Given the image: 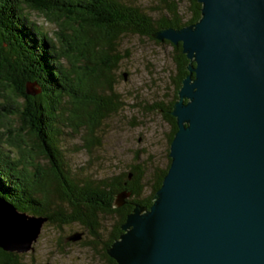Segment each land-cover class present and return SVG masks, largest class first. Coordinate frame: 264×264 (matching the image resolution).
<instances>
[{"label":"water","instance_id":"obj_1","mask_svg":"<svg viewBox=\"0 0 264 264\" xmlns=\"http://www.w3.org/2000/svg\"><path fill=\"white\" fill-rule=\"evenodd\" d=\"M197 1L196 21L152 33L181 44L187 73L168 168L106 248L113 264H264V0ZM12 213L0 247L23 251L46 218Z\"/></svg>","mask_w":264,"mask_h":264},{"label":"trees","instance_id":"obj_2","mask_svg":"<svg viewBox=\"0 0 264 264\" xmlns=\"http://www.w3.org/2000/svg\"><path fill=\"white\" fill-rule=\"evenodd\" d=\"M200 6L197 0H188V16L184 18L178 0H162L157 17L126 0H0V119L8 122L18 118L17 126L7 124V140L28 158L44 159L48 165L31 172L20 159L0 149V200L18 212L45 217L55 224L76 221L92 236H97L101 228L99 216L114 217L103 247L105 258L113 264L106 248L118 238L133 204L148 207L152 203L169 165L168 152L163 166L145 159L150 165L147 168L144 161H136V153L126 171L83 181L74 178L70 163L63 160L59 124L70 125L67 127L72 133L84 126L88 135L85 139L92 141L100 117L122 103L114 92L110 73L125 55L112 53L114 40L128 33L153 39L157 29L196 21ZM151 11L156 12L155 6ZM31 12L53 23L54 31L50 33L30 19ZM172 46L177 68L174 92L168 102L153 105L164 112L169 123L168 148L177 128L170 110L188 64L181 44ZM88 54L92 58L85 61L94 62V70L73 68ZM62 58L70 60V68ZM96 87L102 88L103 95ZM123 191L128 197L115 206L116 195ZM53 194L60 201L54 210ZM23 256L0 247V264H31Z\"/></svg>","mask_w":264,"mask_h":264},{"label":"rangeland","instance_id":"obj_3","mask_svg":"<svg viewBox=\"0 0 264 264\" xmlns=\"http://www.w3.org/2000/svg\"><path fill=\"white\" fill-rule=\"evenodd\" d=\"M126 1L141 5L154 17L158 16L157 10L162 3V0ZM178 1L179 10L186 18L188 0ZM154 6L156 12L153 13L151 9ZM29 15L30 19L39 23L48 32L54 31L55 25L42 15L35 12ZM113 45L115 47L113 54L125 55L110 73L114 92L122 103L106 117H100L94 128L92 141L91 138L85 139L88 135L84 126L76 133H72L68 128L70 125L59 124L62 129L59 146L62 147L60 151L63 160L70 163L74 178L83 181L126 171L136 153L138 154L136 161L139 163L144 161L147 168L150 165L145 159L157 166H163L167 161L166 152L169 148L166 136L169 123L161 115V110L153 105L168 102L174 92V79L177 74L174 62L175 49L170 42H156L146 35L132 33L120 35L114 40ZM91 58L89 54L80 58L73 68L78 69L82 66L94 70L96 68L94 62L85 61ZM100 60L101 57L95 62L96 65ZM62 61L70 68L69 59L62 58ZM124 72L125 77L122 75ZM96 90L103 95L101 87H96ZM89 95H92L91 92ZM18 123H20L18 118L8 122L0 119V149L13 159H20L28 171L35 172V168H46L48 166L46 160L28 158L19 147L7 140V124L17 126ZM36 162L37 166L34 165ZM52 197L51 208L54 210L60 201L56 199L55 194ZM115 206L118 204L115 203ZM0 209L4 215L12 213V208L3 200H0ZM99 219L101 228L97 236L89 234L86 226L76 221L63 224L44 221L36 239L26 250L17 253L24 254L23 257L31 264H109L103 247L114 217L99 216Z\"/></svg>","mask_w":264,"mask_h":264},{"label":"flooded vegetation","instance_id":"obj_4","mask_svg":"<svg viewBox=\"0 0 264 264\" xmlns=\"http://www.w3.org/2000/svg\"><path fill=\"white\" fill-rule=\"evenodd\" d=\"M163 113H164V112L161 111V115H162V116L164 115ZM163 118H164V116H163ZM169 131H170V126H169V128H168V133H169ZM168 133H167V134H168ZM123 192H124V191H123ZM124 202H125V200H124V198H123V202H122L121 204H123ZM121 204H120V205H121Z\"/></svg>","mask_w":264,"mask_h":264},{"label":"bare ground","instance_id":"obj_5","mask_svg":"<svg viewBox=\"0 0 264 264\" xmlns=\"http://www.w3.org/2000/svg\"><path fill=\"white\" fill-rule=\"evenodd\" d=\"M0 212H1V213L3 212L2 209H0Z\"/></svg>","mask_w":264,"mask_h":264}]
</instances>
